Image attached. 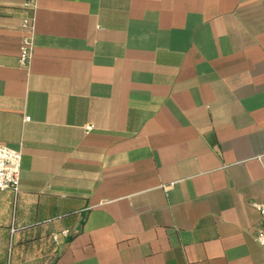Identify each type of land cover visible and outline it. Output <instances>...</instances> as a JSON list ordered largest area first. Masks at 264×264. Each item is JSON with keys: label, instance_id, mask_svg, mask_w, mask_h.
<instances>
[{"label": "crops", "instance_id": "crops-1", "mask_svg": "<svg viewBox=\"0 0 264 264\" xmlns=\"http://www.w3.org/2000/svg\"><path fill=\"white\" fill-rule=\"evenodd\" d=\"M25 1L0 0V264H264V0H32L31 28Z\"/></svg>", "mask_w": 264, "mask_h": 264}, {"label": "built area", "instance_id": "built-area-1", "mask_svg": "<svg viewBox=\"0 0 264 264\" xmlns=\"http://www.w3.org/2000/svg\"><path fill=\"white\" fill-rule=\"evenodd\" d=\"M32 0H26L24 2V9L27 11L32 9ZM24 26L32 27V15L27 13L23 18ZM32 36L30 34L25 35L21 41L19 60L22 65L28 63L32 56ZM29 116H25L24 120H29ZM21 162L22 152L19 148L12 147L5 143L0 144V191L10 190L17 195L19 192L20 174H21ZM253 206L264 216V203H252ZM70 230L64 228L61 231L63 236H68ZM56 238V235H54ZM256 241L264 245V227H260L256 232Z\"/></svg>", "mask_w": 264, "mask_h": 264}]
</instances>
